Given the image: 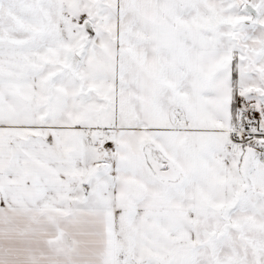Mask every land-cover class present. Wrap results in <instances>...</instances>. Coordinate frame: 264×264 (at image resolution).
I'll return each instance as SVG.
<instances>
[{
	"label": "snow or ice",
	"instance_id": "obj_1",
	"mask_svg": "<svg viewBox=\"0 0 264 264\" xmlns=\"http://www.w3.org/2000/svg\"><path fill=\"white\" fill-rule=\"evenodd\" d=\"M0 264H264V0H0Z\"/></svg>",
	"mask_w": 264,
	"mask_h": 264
}]
</instances>
